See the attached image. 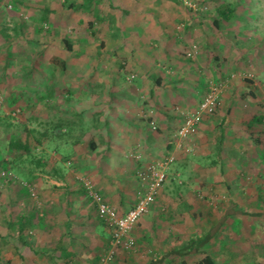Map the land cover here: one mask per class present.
<instances>
[{
  "label": "crops",
  "instance_id": "1",
  "mask_svg": "<svg viewBox=\"0 0 264 264\" xmlns=\"http://www.w3.org/2000/svg\"><path fill=\"white\" fill-rule=\"evenodd\" d=\"M105 2L110 9L99 14L89 6L94 33L82 13L70 26L45 5L37 7L57 17L55 29L53 19L33 30L27 13H0V168L19 159L43 190L35 202L0 179V264H102L110 232L83 184L126 213L140 190L138 170L169 156L166 183L132 231L134 249L117 250L109 264H150L213 229L219 232L205 252L215 264H262L264 216L249 214H264V0H211L202 19L178 10L180 0ZM119 2L126 16L116 14ZM18 45L35 55H17ZM192 45L197 54L185 58ZM210 83L222 85L219 109L185 153L175 146L180 120L172 109L195 110ZM18 124L28 138H15ZM15 143L28 152L12 156ZM203 257L170 255L164 264Z\"/></svg>",
  "mask_w": 264,
  "mask_h": 264
},
{
  "label": "built area",
  "instance_id": "2",
  "mask_svg": "<svg viewBox=\"0 0 264 264\" xmlns=\"http://www.w3.org/2000/svg\"><path fill=\"white\" fill-rule=\"evenodd\" d=\"M18 0H0V13L3 11H14V4ZM189 7H192L190 3ZM21 20H26L23 14L20 16ZM198 52V48L192 45L191 48L184 51L185 58H193ZM133 75L127 78V83H133ZM221 87L219 83H210L208 91L201 100L197 110L194 112H186L183 117L182 125L174 134L176 141V149L183 150L185 153H190L191 150L184 144L189 137H193L198 130V127L204 119L214 116L220 106ZM19 111L12 114L15 120L18 117ZM153 130L156 126L151 123ZM184 144V146H183ZM175 158L169 156L160 161L152 162L140 168L136 174L137 180L140 184V190L136 195L135 204L126 213H121L119 208L115 207L102 195L96 192L89 182L83 185L87 191L88 198L96 206V217L103 223V225L110 232L109 251L102 259V264H109L113 261L117 250H133L135 242L131 237L133 229L139 223L140 219L144 217L152 207L155 205L158 195L160 194L164 184L166 183L170 166L173 164ZM0 177L4 180L13 182L16 180L15 174L10 169L0 170ZM23 188L29 193L30 199L38 202V192L35 184L21 182Z\"/></svg>",
  "mask_w": 264,
  "mask_h": 264
},
{
  "label": "rangeland",
  "instance_id": "3",
  "mask_svg": "<svg viewBox=\"0 0 264 264\" xmlns=\"http://www.w3.org/2000/svg\"><path fill=\"white\" fill-rule=\"evenodd\" d=\"M52 1V0H51ZM51 1L50 0H47V1H45V2H40L39 0H31V2L29 3V4H27V5H21V6H19V4L21 3V2H19V1H16L15 2V4H14V8H15V11H17V12H24V13H27V15H28V17H29V20L33 23L32 24V26H30V28L31 29H35V27L38 25V24H40L39 22H41L40 21V19L41 20H43V19H48L49 18V20H50V22H51V20L53 19V24H51L53 27H54V29H55V24L56 25H58V22L56 21V19H57V17H53V18H50V17H48L47 18V16H46V13H44V12H42V10H39V8L37 7V5L39 6V7H44V5L45 6H48L47 8L49 9H51V7H54V10H50V11H52V12H54L55 10H59V11H61V16L60 17H64V18H68L67 20L69 21V25L70 26H74L75 25V19L77 18V17H79L80 16V14L82 13L83 15H85V17L86 18H89V19H91L92 21L91 22H86V31H91V33H94V30H98L97 29V26L95 27V26H92L91 28H92V30H91V28H90V26H89V23H93V21H95L96 20V18L94 17V14H96V13H101L100 11H107V9L109 10L110 8H109V4H107L106 2H105V0H65L66 2L65 3H63L62 5H60V6H58V4L56 5L55 3V1H52V3H51ZM63 1V0H62ZM180 1H182V5L181 6H178V5H176L175 4V7H177L178 6V10H181V9H183V10H185V12L186 13H188V12H192V14L193 15H195V17H198L199 19H202V18H205V17H208L209 15H211V7H212V4L210 3V1L211 0H180ZM69 3H72V4H74L75 6L77 5V8H81V6H79V4H83V3H85L86 5H87V7L88 6H91V8H92V11H94V14H92V11L91 12H88L89 11V7L87 8L86 7V9L84 8L85 6H83V9H82V12H79V11H75V10H70L69 8H68V5H69ZM94 3H98V4H96V6H94ZM178 3H179V1H178ZM186 3H190L191 4V6L192 7H189L188 5L189 4H186ZM174 7V8H175ZM182 7V8H181ZM21 8L23 9V10H21ZM181 8V9H180ZM103 12V13H104ZM56 14H54V16H55ZM58 15V14H57ZM59 16V15H58ZM50 26V25H49ZM52 28V27H51ZM77 27L75 26V29H76ZM23 29H25V28H23ZM74 30V29H73ZM26 31V30H25ZM92 35V34H91ZM93 36V35H92ZM43 41L42 42H44V40H46V39H42ZM95 40H98V42H99V38L98 39H95ZM93 41V43L91 42V44L90 45H95V41L94 40H92ZM90 42V41H89ZM89 44L87 45V46H90ZM25 45H23L22 47H24ZM17 47H18V49H17ZM20 47H21V45H18V46H16V47H14V49H16V50H18V54L17 55H19V54H25V55H28L27 57H29V55H31V56H33V55H35V53L34 52H31L30 50H25V51H23V52H19L20 50ZM90 51H91V49L92 48H88ZM35 50L37 51V52H40L42 49H41V47H39V45H38V47L37 48H35ZM13 53L15 52L14 50L12 51ZM39 62H41V61H39ZM246 75V77H245V80H247V81H252L253 80V82L255 81L254 80V78L252 77V76H248L247 74H245ZM130 76V75H129ZM128 76V77H129ZM257 86H254L253 88H256ZM205 96V95H204ZM203 99V98H202ZM200 103H201V101H200ZM199 103V104H200ZM199 104H198V106H199ZM198 106H197V108H198ZM197 108L195 109V110H197ZM195 110H192V111H187V110H181V109H179V108H173L172 109V111H173V113H175L176 115H177V117H178V119L180 120V126L182 125V121H183V117H184V114L186 113V112H194ZM12 125V124H11ZM22 125V126H21ZM21 126V127H20ZM179 126V127H180ZM15 127H17V128H14L13 129V133H14V135H15V138L16 137H18V138H24V137H27L28 138V135L26 134V133H24L25 131H27V128H26V126H25V124H18L17 126H15ZM20 127V128H19ZM200 127V126H199ZM199 127H198V129H199ZM178 130V129H177ZM197 132H198V130H197ZM196 135V134H195ZM194 135V136H195ZM194 136L191 138V137H189L188 139H187V141L184 143L187 147H189V145H191L192 143H193V140H194ZM173 139L175 140V138H174V136H173ZM13 149H15L16 151L15 152H11V155L12 156H14V155H16V157H17V151H22L21 149H16V148H13ZM36 153V156H39L37 153V151L35 152ZM4 154H7V151H3V155ZM15 157V158H16ZM38 160V159H37ZM4 161V160H3ZM17 161L19 162L18 164H21V162L19 161V159H17ZM10 164V163H9ZM8 164V166L10 167V170L11 171H13V173L15 174V177H16V180L15 181H13V182H7V180H4L3 178H1L0 177V179L5 183V184H7L8 185V189L10 190V189H13L14 188V186H10V185H18V187L17 188H19V187H22V185H21V182H27V183H31L33 180H32V178H30L29 179V176H28V174H27V172H26V167L25 166H23V165H20V167L18 166V164H14V165H12V166H10ZM2 168H5V167H3V166H1V168H0V170L2 169ZM6 169H8V168H6ZM20 177V178H22V179H20L18 176ZM29 179V180H28ZM29 181V182H28ZM38 185L39 184H37L36 183V186L38 187ZM41 186V185H40ZM36 187V188H37ZM42 188H40L39 189V191H38V189H37V192H38V194L41 196L42 195ZM23 192V191H22ZM4 203H3V200L1 199V196H0V207L3 205ZM4 207V206H3ZM0 215H1V208H0ZM262 216H264V214H262ZM262 216H260V218L262 217ZM261 221V223H262V225L260 226L261 227V229H262V231H263V233H264V218L263 219H261L260 220ZM221 225V224H220ZM211 232V231H210ZM218 229H213L212 230V239L213 238H215L216 236H217V234H218ZM211 239V240H212ZM210 240V241H211ZM209 241V242H210ZM256 243H258V242H256ZM256 243H253V245H255ZM256 245H261V244H256ZM263 246H264V244H262ZM262 261V264H264V261L263 260H261ZM246 263L247 264H257L256 263V261L254 260V259H252V258H247V260H246Z\"/></svg>",
  "mask_w": 264,
  "mask_h": 264
},
{
  "label": "trees",
  "instance_id": "4",
  "mask_svg": "<svg viewBox=\"0 0 264 264\" xmlns=\"http://www.w3.org/2000/svg\"><path fill=\"white\" fill-rule=\"evenodd\" d=\"M66 2V1H65ZM82 6H85L84 8L86 9L87 5L85 3L82 4ZM81 6V8H82ZM89 7V6H88ZM87 7V8H88ZM68 8L70 10H77V7L72 4L69 3ZM112 9H115L114 7ZM116 10V14L118 13L121 17L126 16L127 14H129V11L125 10V8H122V3L119 2V6L117 7ZM117 14V15H118ZM115 16V15H114ZM115 18V17H114ZM90 28L92 27V24L89 23ZM94 36V35H93ZM70 44L68 42H65V50L70 51ZM53 65H59V67L61 69H64L65 64L59 62L57 59H52L51 60ZM11 149L13 148H17L20 147L21 150H24L25 152L27 151V147L23 146V145H19L18 143L16 144H10L9 146ZM40 165V161H38V166ZM45 167V166H44ZM234 214H239V215H244L245 213H243L242 211L240 212H234ZM250 217H260L262 215H250ZM212 239V231L209 233H206L204 235H202L201 237H197V238H193L188 240L187 242H185L182 246L178 247L177 249H173L171 250L168 255L163 256L161 259L157 260V261H153L150 264H164L165 262H167V259L170 255L172 256H176L177 258H184L185 256L188 255H192V254H199L202 253L203 254V258L199 261V264H215L214 260L211 258V256H209L206 252L205 249L207 247V245L209 244V241ZM134 240V239H133ZM135 242V241H134ZM126 251V250H125ZM184 264V263H183Z\"/></svg>",
  "mask_w": 264,
  "mask_h": 264
}]
</instances>
